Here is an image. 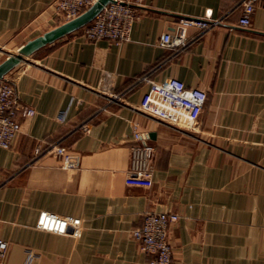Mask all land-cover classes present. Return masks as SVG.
Listing matches in <instances>:
<instances>
[{"label":"crops","instance_id":"1","mask_svg":"<svg viewBox=\"0 0 264 264\" xmlns=\"http://www.w3.org/2000/svg\"><path fill=\"white\" fill-rule=\"evenodd\" d=\"M55 1L0 0V64L61 25ZM240 2L144 0L128 42H90L81 29L7 75L35 114L0 148V238L10 244L0 264H151L131 234L148 211L180 216L175 264H264V0L249 28L238 26ZM207 16L224 24L188 28L184 49L160 45L181 18ZM170 78L207 92L196 126L141 113L149 82ZM134 124L156 148L151 189L126 185ZM52 144L77 154L78 168L36 156ZM41 212L80 219V236L39 230Z\"/></svg>","mask_w":264,"mask_h":264},{"label":"built area","instance_id":"2","mask_svg":"<svg viewBox=\"0 0 264 264\" xmlns=\"http://www.w3.org/2000/svg\"><path fill=\"white\" fill-rule=\"evenodd\" d=\"M98 0H56L54 10L60 24L70 22ZM259 0H241L239 7L242 17L239 27L249 28L256 12ZM144 0H116L104 7L99 15L82 30L84 38L90 42L108 40L120 45L130 40L134 22L138 19L137 6ZM225 18H181L175 34H165L161 46L167 49H184L189 44L187 30L195 27L202 35L224 24ZM208 100L206 91L188 88L182 81L170 78L163 82H149V90L144 95L140 111L158 122L176 127L196 126ZM32 108L24 106L17 95L12 80L5 76L0 80V148L8 150L21 133V120L33 117ZM65 115L61 114L60 121ZM134 144L131 147L130 165L126 185L151 189L153 187V163L156 148L146 143L140 132L139 124H134ZM85 130H88L85 127ZM56 156L61 166L67 170L78 168L80 158L61 145H49L36 150V156ZM180 216L174 212L148 211L143 215L140 228L132 231V237L142 252L153 257L151 264H175L174 250L170 241L171 227ZM81 220L73 217H61L50 212H41L37 228L41 231L59 235L79 237ZM10 249L8 241L0 238V261L5 260Z\"/></svg>","mask_w":264,"mask_h":264},{"label":"water","instance_id":"3","mask_svg":"<svg viewBox=\"0 0 264 264\" xmlns=\"http://www.w3.org/2000/svg\"><path fill=\"white\" fill-rule=\"evenodd\" d=\"M116 0H98L88 10L76 19L64 23L57 28L39 36L38 38L23 45L17 53L9 54L4 62L0 64V80L4 79L19 64L26 61L40 49L83 29L90 24L101 13L105 6L114 3ZM150 137H154L150 135Z\"/></svg>","mask_w":264,"mask_h":264},{"label":"rangeland","instance_id":"4","mask_svg":"<svg viewBox=\"0 0 264 264\" xmlns=\"http://www.w3.org/2000/svg\"><path fill=\"white\" fill-rule=\"evenodd\" d=\"M62 24H64V23H62ZM62 24H61V25H62ZM14 53H17V52H14ZM14 53H13V54H14Z\"/></svg>","mask_w":264,"mask_h":264}]
</instances>
